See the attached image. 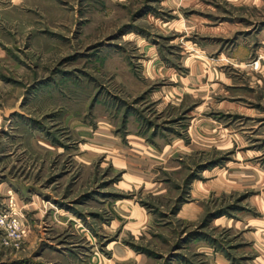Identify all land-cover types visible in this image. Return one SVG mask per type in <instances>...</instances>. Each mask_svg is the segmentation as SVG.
<instances>
[{
	"label": "rangeland",
	"instance_id": "1",
	"mask_svg": "<svg viewBox=\"0 0 264 264\" xmlns=\"http://www.w3.org/2000/svg\"><path fill=\"white\" fill-rule=\"evenodd\" d=\"M0 264H264V0H0Z\"/></svg>",
	"mask_w": 264,
	"mask_h": 264
},
{
	"label": "built area",
	"instance_id": "2",
	"mask_svg": "<svg viewBox=\"0 0 264 264\" xmlns=\"http://www.w3.org/2000/svg\"><path fill=\"white\" fill-rule=\"evenodd\" d=\"M6 221V220H5ZM5 221L2 219V218H0V226H3V227H7V228H9V229H13V230H15V228L17 227V222H15V220H13V221H11V222H9V223H7L6 225L7 226H5Z\"/></svg>",
	"mask_w": 264,
	"mask_h": 264
},
{
	"label": "clouds",
	"instance_id": "3",
	"mask_svg": "<svg viewBox=\"0 0 264 264\" xmlns=\"http://www.w3.org/2000/svg\"><path fill=\"white\" fill-rule=\"evenodd\" d=\"M14 2H16V0H14Z\"/></svg>",
	"mask_w": 264,
	"mask_h": 264
}]
</instances>
